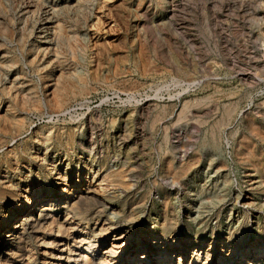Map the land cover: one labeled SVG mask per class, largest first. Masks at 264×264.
<instances>
[{"label": "rangeland", "instance_id": "obj_1", "mask_svg": "<svg viewBox=\"0 0 264 264\" xmlns=\"http://www.w3.org/2000/svg\"><path fill=\"white\" fill-rule=\"evenodd\" d=\"M86 187L68 223L102 209L121 220L108 243L165 219L188 244L213 231L215 253L260 241L264 0H0V235ZM36 231L0 236L1 259L44 264Z\"/></svg>", "mask_w": 264, "mask_h": 264}, {"label": "bare ground", "instance_id": "obj_2", "mask_svg": "<svg viewBox=\"0 0 264 264\" xmlns=\"http://www.w3.org/2000/svg\"><path fill=\"white\" fill-rule=\"evenodd\" d=\"M62 27L57 23L53 28V32L56 33L58 30H61ZM86 201H95L94 191L90 190L89 187L73 191L71 197L65 199L63 202L52 198L45 199V197L38 199L35 201V204L33 203V209L27 212L22 220L20 219L21 221H13L11 225H5L3 227L0 235L2 237L1 240L6 243L7 247L18 249L21 247V244L19 247L17 245L19 241L24 239L23 237L28 225L33 232L36 231L37 228H43L45 231L47 230L40 235L41 237H37V241L39 240L40 244L50 247H48L50 250L45 248L41 252L44 264H118L119 260H121L120 263L124 261V263L129 264L130 261L134 259H137V264H173L175 253H178L177 264H264V222H261L258 227V232L261 236L260 241L251 244L247 243L246 245L243 244L241 247L237 246L235 248L224 244V247L220 249L219 253H215L216 248H213L215 247L213 242V231L210 233L211 239L206 243V246L196 241L188 244L185 240L181 241L180 238H174L178 233L172 235V232H174L172 228L174 227H172L173 225H171L170 222L168 223L166 219L158 223L160 236H157V238L152 236L155 235L153 231L150 233L151 235L149 237H144V240H140L138 237L137 242H132L131 232L135 230L136 226L134 224L127 230L125 229L122 233L120 232L121 234L119 236L113 234L112 241L108 243L105 235H107L109 231L110 233H115L121 220L119 218L108 219L104 217V211L102 209L96 211V213L101 216V219H99V227L97 224V226L95 225V227L89 231H82L81 229L78 230L80 227L78 225L79 223H68V221L70 219L72 220L75 216L76 207ZM100 201L99 203L102 205ZM77 210L79 211V209ZM61 213L65 215V219L59 222L58 216ZM85 221H88V219ZM54 232H56V235ZM245 232V230H241L239 234L241 243L245 238ZM28 240H30V236ZM177 240L179 243L175 246ZM7 255H10V253ZM18 256L21 255L18 254ZM30 257L31 256H29L26 263H24L23 260L16 262L15 258V262L12 260V263L30 264V261L35 256H33L32 259H30ZM5 258H7V256ZM164 261L168 262L165 263ZM7 262L9 261L3 260L0 257V264H7ZM8 264L11 263L9 262Z\"/></svg>", "mask_w": 264, "mask_h": 264}]
</instances>
